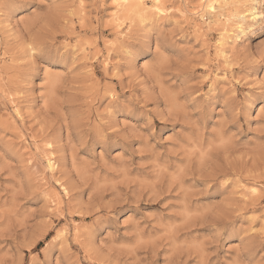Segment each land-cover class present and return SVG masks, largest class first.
Instances as JSON below:
<instances>
[{
	"label": "clouds",
	"instance_id": "obj_1",
	"mask_svg": "<svg viewBox=\"0 0 264 264\" xmlns=\"http://www.w3.org/2000/svg\"><path fill=\"white\" fill-rule=\"evenodd\" d=\"M0 264H264V0H0Z\"/></svg>",
	"mask_w": 264,
	"mask_h": 264
}]
</instances>
